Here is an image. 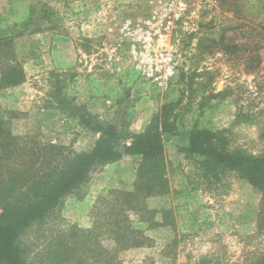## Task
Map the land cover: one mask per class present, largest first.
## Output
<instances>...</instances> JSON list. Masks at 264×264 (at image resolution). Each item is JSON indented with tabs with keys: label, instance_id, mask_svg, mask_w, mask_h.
<instances>
[{
	"label": "rangeland",
	"instance_id": "obj_1",
	"mask_svg": "<svg viewBox=\"0 0 264 264\" xmlns=\"http://www.w3.org/2000/svg\"><path fill=\"white\" fill-rule=\"evenodd\" d=\"M255 1L0 0V37L15 36L16 44L4 60L26 75L0 85V120L13 135L85 151L99 134L62 99L133 133L177 103L168 116L174 130L163 136L171 191L147 201L170 218L132 214L145 244L120 252L116 264L264 259V192L235 170H219L217 179L191 143L207 130L202 149L264 158V0L260 10L251 8ZM158 53L173 58L172 76L158 73ZM139 162L126 155L94 171L80 194L67 197L55 227H93L97 201L111 188L132 189Z\"/></svg>",
	"mask_w": 264,
	"mask_h": 264
},
{
	"label": "trees",
	"instance_id": "obj_2",
	"mask_svg": "<svg viewBox=\"0 0 264 264\" xmlns=\"http://www.w3.org/2000/svg\"><path fill=\"white\" fill-rule=\"evenodd\" d=\"M261 6V0L251 4L255 10ZM14 37H0L2 87L19 85L26 77L18 62L4 60L16 49ZM41 53L32 51L30 56L38 59ZM61 103L99 134L92 149L76 151L36 138H19L0 120V264H116L120 252L145 244L132 224V214L140 221L157 213L164 221L170 218V211L152 209L147 201L171 191L163 136L174 130L168 116L177 103L163 106L141 133L105 124L72 99L64 98ZM207 134L199 130L191 141L192 152L204 155L201 164L217 179H221L219 170L220 175L235 170L264 192V158L236 155L221 146L202 149L198 143ZM126 155L140 157L133 188H111L102 195L94 207L93 227H55L67 197L80 194L94 171ZM104 240L113 246H104Z\"/></svg>",
	"mask_w": 264,
	"mask_h": 264
},
{
	"label": "built area",
	"instance_id": "obj_3",
	"mask_svg": "<svg viewBox=\"0 0 264 264\" xmlns=\"http://www.w3.org/2000/svg\"><path fill=\"white\" fill-rule=\"evenodd\" d=\"M157 60L162 64L160 69H157L158 73L163 72V75L166 78L172 76L175 73L176 65L173 61V58L168 53H158Z\"/></svg>",
	"mask_w": 264,
	"mask_h": 264
}]
</instances>
